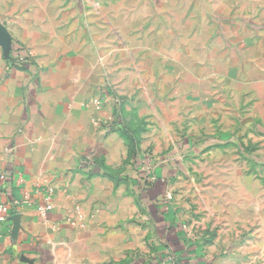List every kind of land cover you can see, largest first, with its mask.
Segmentation results:
<instances>
[{
  "label": "rangeland",
  "instance_id": "obj_1",
  "mask_svg": "<svg viewBox=\"0 0 264 264\" xmlns=\"http://www.w3.org/2000/svg\"><path fill=\"white\" fill-rule=\"evenodd\" d=\"M91 1L123 53L105 79L107 122L132 146L140 222L166 201L202 264H264V0ZM163 171L168 184L159 191L157 178L147 203L145 178ZM141 229L127 258L106 264L152 256L164 228Z\"/></svg>",
  "mask_w": 264,
  "mask_h": 264
},
{
  "label": "crops",
  "instance_id": "obj_2",
  "mask_svg": "<svg viewBox=\"0 0 264 264\" xmlns=\"http://www.w3.org/2000/svg\"><path fill=\"white\" fill-rule=\"evenodd\" d=\"M167 1L151 0L154 7ZM100 8L91 0H0V172L7 173L0 203L8 204L0 211V264L123 260L138 246L141 227L146 234L163 227L162 244L129 264H169V254L178 264H202L197 243L173 221L174 205L162 206V215L145 207L140 222V204L127 186L134 166L124 164L132 146L118 124L105 126L112 114L106 75L124 61ZM4 35L22 47L23 66L9 61ZM95 96L107 103L98 113L90 103ZM45 182L54 187V206L42 217L32 190ZM25 190L34 204L12 205ZM155 195L149 191L147 203Z\"/></svg>",
  "mask_w": 264,
  "mask_h": 264
},
{
  "label": "built area",
  "instance_id": "obj_3",
  "mask_svg": "<svg viewBox=\"0 0 264 264\" xmlns=\"http://www.w3.org/2000/svg\"><path fill=\"white\" fill-rule=\"evenodd\" d=\"M9 56H10V54H9ZM20 62L21 61L18 60L16 62V64H14V65L23 66V64L25 63V61L21 62V63ZM92 104H93V107H94L93 109H94L95 113H98L102 109L101 98L100 99H94L92 101ZM94 121L97 122V119ZM105 126H107L106 127L107 131L112 130L111 124H108V122L106 123ZM160 174H161V171H160ZM164 175H165V177H164ZM157 178L166 179L165 182H167V180H168L164 171L162 173V176L157 175V177H156L154 174L150 173V174H147V177H146V179H148L149 182H151V183H153L155 180H157ZM6 180H7V173L5 171H1L0 172V192L6 190ZM32 191L35 194L39 195V197L41 198V201L36 205L39 215H41L42 217H46L47 213L54 206V204H53V197H54V192H55L54 187L51 184H49L48 182H45L44 186H40L39 184H35ZM162 203H164V205L170 204V203H167L166 201H163ZM11 204L14 206L22 205V204H27V205L34 204V201H33L32 196H31V191L25 190L23 192L22 198L11 199ZM7 210H8V204L0 203V211L3 213H6ZM168 258L170 260V263L177 262V259L175 257H172V255H170V254H169Z\"/></svg>",
  "mask_w": 264,
  "mask_h": 264
},
{
  "label": "trees",
  "instance_id": "obj_4",
  "mask_svg": "<svg viewBox=\"0 0 264 264\" xmlns=\"http://www.w3.org/2000/svg\"><path fill=\"white\" fill-rule=\"evenodd\" d=\"M27 59V57L24 55V52H23V49H22V47H19L18 45H16V43H14V41L12 40V38L10 37V56H9V61L11 62V63H13V64H16V62L19 60V61H21V62H24L25 60ZM20 62V63H21ZM131 150H132V148H131ZM132 153V152H131ZM136 164H135V162H134V165L133 166H135ZM136 167H138V166H136ZM145 184H153V183H151V182H149V180L148 179H146L145 178ZM162 206H164V205H162ZM166 206H169V205H166ZM159 207V206H158ZM168 210H170L169 209V207H168ZM172 214L174 215V212L172 211ZM174 227V226H173ZM171 228H172V226H171ZM163 257H166L165 255L164 256H162V258ZM164 259V258H163ZM169 261V259H167V262ZM164 263V262H163ZM169 264H178V259H177V262H175V263H169Z\"/></svg>",
  "mask_w": 264,
  "mask_h": 264
},
{
  "label": "water",
  "instance_id": "obj_5",
  "mask_svg": "<svg viewBox=\"0 0 264 264\" xmlns=\"http://www.w3.org/2000/svg\"><path fill=\"white\" fill-rule=\"evenodd\" d=\"M2 44H6V46L10 49V36L4 35V37L1 40Z\"/></svg>",
  "mask_w": 264,
  "mask_h": 264
}]
</instances>
